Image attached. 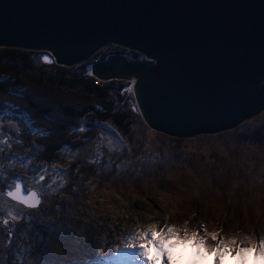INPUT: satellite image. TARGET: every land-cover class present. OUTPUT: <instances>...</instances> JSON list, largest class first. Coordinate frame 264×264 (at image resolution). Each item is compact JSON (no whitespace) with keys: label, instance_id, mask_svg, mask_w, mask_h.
<instances>
[{"label":"rangeland","instance_id":"rangeland-1","mask_svg":"<svg viewBox=\"0 0 264 264\" xmlns=\"http://www.w3.org/2000/svg\"><path fill=\"white\" fill-rule=\"evenodd\" d=\"M126 92L132 136L99 125L54 163L38 160L22 117L0 114V221L18 218L0 223V264H89L150 225L264 238V142L242 140L264 113L230 131L178 139L149 129L129 85ZM17 181L38 192V207L6 198Z\"/></svg>","mask_w":264,"mask_h":264},{"label":"water","instance_id":"water-1","mask_svg":"<svg viewBox=\"0 0 264 264\" xmlns=\"http://www.w3.org/2000/svg\"><path fill=\"white\" fill-rule=\"evenodd\" d=\"M110 45L143 59L112 53L89 75L127 82L155 132L213 135L264 113V0H0V48L71 68Z\"/></svg>","mask_w":264,"mask_h":264},{"label":"trees","instance_id":"trees-1","mask_svg":"<svg viewBox=\"0 0 264 264\" xmlns=\"http://www.w3.org/2000/svg\"><path fill=\"white\" fill-rule=\"evenodd\" d=\"M112 53L143 59L135 51L112 45L94 57L102 61ZM43 58L42 52L0 48V114L22 117V126L28 123L35 132L29 137L40 148L39 161H59L62 151L83 145L105 123L124 137L133 135L134 118L126 109L131 99L127 82H99L89 75L87 63L66 68ZM242 140L263 143L264 123Z\"/></svg>","mask_w":264,"mask_h":264},{"label":"snow or ice","instance_id":"snow-or-ice-1","mask_svg":"<svg viewBox=\"0 0 264 264\" xmlns=\"http://www.w3.org/2000/svg\"><path fill=\"white\" fill-rule=\"evenodd\" d=\"M43 59L46 63L50 62L47 57ZM43 178V176L38 177L36 182L38 183ZM7 196L29 209H34L40 204L38 192L30 190L25 193L20 182L15 184L13 190L7 192ZM11 218L18 219L17 217ZM0 223L6 225L7 220L0 221ZM177 232L178 230L168 226L157 228L155 225H150L143 230L137 229L122 241L123 249L113 251L110 258L97 259L90 261L89 264H169V253L173 248L170 241L174 234L179 242L188 241L191 245L196 252L193 260L197 259L199 251L206 250L205 255H207L213 249L218 255L212 258V264H220V256L236 258L238 252L251 253L253 247L256 252L264 255V239L261 238L252 237L248 243H245V240L248 239L246 237L225 239L217 232H207L203 224L198 225L191 232L185 231L182 234H177ZM209 240L212 243H209ZM241 259L245 262V257H241ZM257 262L261 264L260 261Z\"/></svg>","mask_w":264,"mask_h":264},{"label":"clouds","instance_id":"clouds-1","mask_svg":"<svg viewBox=\"0 0 264 264\" xmlns=\"http://www.w3.org/2000/svg\"><path fill=\"white\" fill-rule=\"evenodd\" d=\"M168 227H171L173 229H176L178 230L177 234H182L184 233L185 231L187 232H191L192 230H189L188 227H187V224L185 223V225L181 226V227H175V226H168ZM243 237H246L248 238L247 240H245V243H248L250 240H251V236H243ZM261 239H264V238H261ZM172 244H173V248L174 249L176 246H185V245H190L188 243V241H184L183 243L179 242L178 240H176L175 238V234L174 236L171 238V241H170ZM191 246V245H190ZM199 251V250H198ZM205 251H199V255L197 257V259H201V258H206L207 256H211L212 258H215L218 254L215 252V250L213 249L212 252L208 253L207 255H205ZM249 253H237L236 255V261H237V264H244V260L241 259V257H247ZM251 254H252V257H253V264H257V261H260L261 264H264V255H262L261 253H258L255 251L254 247L251 249ZM196 255V252H192V256ZM224 256H220V264H221V261L223 259ZM229 258H232V257H229ZM197 259L196 260H192L191 261V264H197ZM169 264H174V261L172 260L171 258V252L169 253Z\"/></svg>","mask_w":264,"mask_h":264},{"label":"bare ground","instance_id":"bare-ground-1","mask_svg":"<svg viewBox=\"0 0 264 264\" xmlns=\"http://www.w3.org/2000/svg\"><path fill=\"white\" fill-rule=\"evenodd\" d=\"M135 231L131 232L130 234L134 233ZM123 247L124 245H119L117 250L123 249ZM113 251L110 252V255ZM193 251L194 250L190 245L176 246L174 249L171 250V258L174 261V264H191V261L193 260ZM110 255H108L107 258H110ZM197 264H212V257L207 256L206 258L197 259ZM221 264H237V261L235 257L229 258L228 256H224L221 261ZM244 264H253V257L252 259H250L249 262H244Z\"/></svg>","mask_w":264,"mask_h":264},{"label":"flooded vegetation","instance_id":"flooded-vegetation-1","mask_svg":"<svg viewBox=\"0 0 264 264\" xmlns=\"http://www.w3.org/2000/svg\"><path fill=\"white\" fill-rule=\"evenodd\" d=\"M16 184V183H15ZM24 188V187H23ZM30 191V190H29ZM7 192V191H6ZM6 192H5V195H6ZM8 200H10L8 197H6ZM12 201V200H11ZM19 206H21V207H23V208H26V207H24L23 205H21V204H19ZM31 210H33V209H31ZM3 220H9V221H13V220H11V218H3ZM15 228L14 227H10L9 228V233H8V235H9V238H10V240L8 241V244H11L12 243V238H13V231L15 232V230H14ZM16 233V232H15ZM11 246H12V244H11Z\"/></svg>","mask_w":264,"mask_h":264},{"label":"built area","instance_id":"built-area-1","mask_svg":"<svg viewBox=\"0 0 264 264\" xmlns=\"http://www.w3.org/2000/svg\"><path fill=\"white\" fill-rule=\"evenodd\" d=\"M88 62H89V66H88V67L90 68L92 64L99 62V60H98L97 58L93 57V58H92L90 61H88Z\"/></svg>","mask_w":264,"mask_h":264}]
</instances>
